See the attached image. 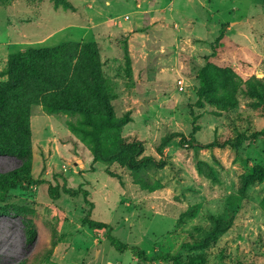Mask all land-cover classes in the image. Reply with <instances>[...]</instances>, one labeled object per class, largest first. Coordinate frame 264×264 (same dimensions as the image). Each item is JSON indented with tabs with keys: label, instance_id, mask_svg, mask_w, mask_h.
<instances>
[{
	"label": "rangeland",
	"instance_id": "rangeland-1",
	"mask_svg": "<svg viewBox=\"0 0 264 264\" xmlns=\"http://www.w3.org/2000/svg\"><path fill=\"white\" fill-rule=\"evenodd\" d=\"M60 45L86 110L29 94L24 149L0 155V197L32 179L0 198V264H264V138L210 147L264 132V0H0V82L11 54ZM121 140L153 161H94Z\"/></svg>",
	"mask_w": 264,
	"mask_h": 264
},
{
	"label": "trees",
	"instance_id": "trees-1",
	"mask_svg": "<svg viewBox=\"0 0 264 264\" xmlns=\"http://www.w3.org/2000/svg\"><path fill=\"white\" fill-rule=\"evenodd\" d=\"M85 47L79 51L81 55L85 51ZM87 50L90 47L87 46ZM95 50L93 49L92 52ZM78 52V47L72 45H60L55 48H36L28 47L10 55L4 75L8 76V80L0 82V155L10 154L22 151L24 143L30 136L29 127V94L31 92L46 94L49 91L63 92V102L51 104L46 101L44 97L42 103L49 111H84L86 110L77 95L70 97L65 90L70 89L75 84L73 76H69V65L67 62L71 61ZM58 68H61L60 70ZM47 85L49 87H47ZM204 88L200 93V98L205 96V91L208 89L206 79L203 77ZM48 88V89H47ZM87 112V111H86ZM6 128L16 133L17 142L11 143L10 138H5L8 135ZM13 132V134H14ZM172 137L163 141L159 147V153H164V148L169 144ZM264 138V132H256L251 136L239 135L234 141H226L224 143H212L210 147H231L238 149L242 146L243 140L258 141ZM142 145L138 141L126 142L121 140L115 151L108 152L100 142H96L94 148V161L109 162L127 156L126 162L131 167H138L146 162L153 161L151 157L138 159L142 153ZM125 158V157H124ZM32 182L31 178H21L16 172L11 173L8 179L2 185V200H5L7 192L16 186H28ZM73 194L77 191L67 190ZM55 197L58 194L54 195ZM92 227L108 228L109 225H92ZM114 248L124 253L128 250L135 251L138 255V260L141 262H148L150 259L147 253L139 247H128L123 244L118 238L109 235L108 237ZM164 260H172L177 264H184L179 257L172 255H165ZM190 264H204L200 259H195Z\"/></svg>",
	"mask_w": 264,
	"mask_h": 264
}]
</instances>
